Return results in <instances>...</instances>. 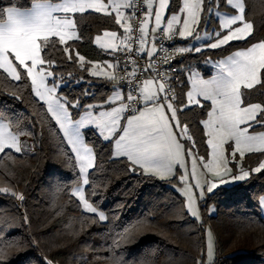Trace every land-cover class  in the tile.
Masks as SVG:
<instances>
[{
    "label": "snow or ice",
    "instance_id": "6c2138e0",
    "mask_svg": "<svg viewBox=\"0 0 264 264\" xmlns=\"http://www.w3.org/2000/svg\"><path fill=\"white\" fill-rule=\"evenodd\" d=\"M250 11V0H182V6L177 2L175 9L170 0H143V6L136 0H8L7 4L0 0V75L18 82V90L32 97L48 126L55 130L58 147L64 148L60 155L66 158L64 163L70 173L57 179H72L71 197L78 200V208L97 218L95 222L108 220L94 200L98 192L93 189L87 198L85 195L90 170L94 172L100 167L97 144L109 148L110 159L125 158L128 170L141 175L171 177L176 175L174 169L179 165L183 169L178 177L182 187L177 190L184 198L186 213L196 220L201 219L199 202L205 200L206 193L213 194L223 185L238 184L252 172L264 171V161L251 170L241 164L246 153H264V131H255L257 126L264 127V100L252 102L254 93L264 96V39H256L254 24L248 19ZM94 14L109 17L123 29L119 37L118 30L104 31L95 37V44L112 55L115 63L86 61L75 43L69 44L82 40L80 21ZM137 19L139 25L134 28L132 21ZM202 22L203 36L198 31ZM213 22L217 26L208 32ZM177 36L203 42L202 46L192 43L175 48V54L181 56L205 49L227 50L226 46L233 41H242L244 47L218 60L205 61L213 69L207 76L187 66L181 69L183 81L178 77L173 80L169 72L175 73L176 69L157 72L152 58L158 51L156 41ZM150 41L151 46L146 49ZM134 43L138 44L135 49ZM54 51L62 54L61 59L52 56ZM159 51L165 53L162 62L170 64L162 44ZM118 52L125 57L122 67ZM133 53L141 58L147 56V67H136ZM66 62L93 77L114 82L111 95L100 103L83 102L88 90L78 97L64 95L60 91L63 87L83 79L74 80L71 73L67 77L57 75ZM104 68L119 69L126 75L117 76ZM153 72L157 74L150 75ZM138 73L149 75L141 81ZM174 83H183L187 88L181 89L179 106ZM12 95L18 100L23 98ZM193 107L201 108L206 115L200 121L207 137L206 157L198 154L188 125L180 120L185 109L190 111ZM43 122L33 117L30 124L35 127ZM90 134L95 141L88 140ZM33 135L28 125H22L18 114L0 109V161L5 157L14 159L16 153L34 152V145L21 140L22 136ZM182 141L191 142L190 147L186 148ZM226 145L230 149L227 155ZM0 194L20 202L25 199L23 193L10 187H0ZM255 199L264 212V195ZM214 210L210 208L209 214ZM24 222H28L27 216ZM5 227L11 230L13 225L3 219L0 208V244L7 235ZM205 233V246L200 257L194 258V264H218L215 236L210 229ZM123 238L118 230L109 245L111 254L119 257L117 264H140L136 257L129 260L130 253L118 251ZM0 264H6L2 250ZM45 264L53 262L45 258Z\"/></svg>",
    "mask_w": 264,
    "mask_h": 264
},
{
    "label": "trees",
    "instance_id": "16d2710c",
    "mask_svg": "<svg viewBox=\"0 0 264 264\" xmlns=\"http://www.w3.org/2000/svg\"><path fill=\"white\" fill-rule=\"evenodd\" d=\"M177 2L180 4L181 0H170L173 9L177 8ZM2 3L7 4L8 0ZM250 7L248 19L254 24V35L257 40L264 39V0H250ZM80 26L82 40L69 44L75 43L86 61L109 58L106 51L93 43V37L104 30H116L118 25L107 16L94 14L80 21ZM242 47V41H233L226 46L227 50L187 53L181 63L193 58L196 64L197 60L217 58ZM52 56L59 60L62 54L54 51ZM69 73L74 80L83 79L63 87L60 91L64 95L78 97L88 90L89 95L82 97L85 103L102 102L108 97L112 82L93 77L69 62L58 69L57 75L67 77ZM177 77L183 81L181 70ZM17 83L0 75V109H11L21 118L22 125L29 126L34 135L22 136L21 140H27L35 150L0 161V187H10L25 196L20 202L8 194H0L3 219L13 225L11 230L4 228L7 235L0 244L6 264H45V258L53 264H117L119 257L111 254L109 245L118 230L124 235L118 251L130 253L129 260L136 257L140 264H194V258L200 257L205 246L206 222L215 236L218 264H264V216L255 199L264 194V171L252 172L243 182L221 186L213 194H207L200 205L203 221L198 222L186 213L184 198L173 186L174 178L130 172L125 158L110 159L109 148L97 144L100 167L94 172L90 170V185L85 186L86 198L93 189L98 192L94 200L108 217L106 222L97 223V218L78 208V200L71 197L72 179H57L70 176L64 163L66 158L60 155L64 148L58 147L55 130L48 126L39 106L27 92L18 90ZM173 86L179 106L181 89L187 88L183 83ZM13 93L21 95L22 100L15 99ZM260 100L264 96L254 93L252 102ZM33 117L44 122L31 127ZM204 117L201 108L193 107L190 111L185 109L180 120L188 125L198 154L206 156V136L200 123ZM88 140L95 141V137L90 134ZM263 156L264 153H246L241 164L250 168ZM209 204L215 210L207 215Z\"/></svg>",
    "mask_w": 264,
    "mask_h": 264
},
{
    "label": "built area",
    "instance_id": "2783aa9c",
    "mask_svg": "<svg viewBox=\"0 0 264 264\" xmlns=\"http://www.w3.org/2000/svg\"><path fill=\"white\" fill-rule=\"evenodd\" d=\"M136 2L139 5L143 6V0H136ZM132 23H133V27L134 28L138 27L139 19L132 21ZM138 34L139 33H135V35H138ZM177 42H178V36L176 38H174L173 40H162V41L158 40V41H156V46H157L158 51H157V54L152 58L154 60V62H155V66H156L157 72L163 73V72H169L170 68H175L176 69L175 73L169 72V74L173 76V80H175V78L178 75L179 64L181 63L182 60H184V58L187 55V53L184 54L183 56L175 54L174 49L177 48ZM161 44L163 45V47L165 49H167V55L169 56L170 64L162 62V58L165 55V53L159 51ZM132 47H133V49H135L136 47H138V44L134 43L132 45ZM116 55L121 57V67H122L123 66V61L125 59L124 54L118 52V53H116ZM132 58L136 60V65H135L136 67L141 68V69L147 67V65H148V57L147 56H144L143 58H141L139 56H136L133 53L132 54ZM111 59H112L113 63L116 62L112 55H111ZM131 69H132V65H129V71H131ZM113 72L117 76L126 75L125 72H123V71H121L119 69H115V70L113 69ZM156 74H157L156 72L150 73V75H152V76H155ZM138 75H140V74L138 73ZM147 75H149V74L140 75V80L143 81L146 78ZM124 83L126 85L127 82L125 81ZM170 83H173V81H170Z\"/></svg>",
    "mask_w": 264,
    "mask_h": 264
},
{
    "label": "rangeland",
    "instance_id": "374dc122",
    "mask_svg": "<svg viewBox=\"0 0 264 264\" xmlns=\"http://www.w3.org/2000/svg\"><path fill=\"white\" fill-rule=\"evenodd\" d=\"M182 3V2H181ZM182 5V4H181ZM149 26H150V28L152 27V24L151 23H149ZM217 25H216V23L215 22H213L212 23V25L210 26V27H208L207 28V31L208 32H211L212 31V28H215ZM104 31H106V30H104ZM107 31H109V30H107ZM198 31H199V34L201 35V36H203L204 34H205V27H204V24H203V22H202V24H201V26H200V28L198 29ZM103 32V31H102ZM103 34V33H102ZM102 34H99V35H102ZM97 36V35H96ZM95 35H94V37H93V43L95 44V37H96ZM190 40H192V38H189ZM197 43V45L198 46H202L203 45V42L201 41V42H195V41H193L192 40V43ZM96 45V44H95ZM96 46H98V45H96ZM239 49V48H238ZM238 49H235V50H232V51H230V52H233V51H236V50H238ZM230 52H228L227 54H225V55H223V56H220V57H217V58H205L204 60H197L196 62V64H199L200 66H201V69L199 68V67H197L198 65H196V64H194L195 63V61L193 60V58L192 59H190V63L191 64H193L192 65V68L193 69H195V70H198V71H200L202 74H205L204 72H207V74H210L212 71H213V69H212V67H211V65L210 64H205V61H207V60H212V61H215V60H218V59H220V58H222V57H224V56H227L228 54H230ZM193 54V53H192ZM105 60H108V58H106V59H104L103 61H105ZM96 62H102V61H94V63H96ZM90 66V65H89ZM207 74H205V76H207ZM97 78H103V77H97ZM190 86V85H189ZM97 103H100V102H97ZM255 103V102H254ZM206 118V115H205V117L203 118V119H205ZM202 119V120H203ZM252 130L250 129V132H251ZM255 131L258 133V132H261V131H264V129H255ZM206 139H207V137H206ZM183 143H185V146H186V148L187 147H190V145H191V142H187V141H182ZM225 148H226V155L228 154V151H230V149L228 148V145H226L225 146ZM210 151V150H209ZM200 155V154H199ZM201 156H203V155H201ZM206 157V156H205ZM237 159H239V156L237 155ZM262 161H264V156L255 164V165H253L252 167H250V168H245L246 170H251V169H253V168H255V167H257L258 165H259V163H261ZM190 167H191V164H190V160H189V169H190ZM235 171V170H234ZM183 172V169H180V170H178L177 172H176V175H173V177H171V178H174V183H173V186H174V188L177 190L179 187H182V185L179 183V179H178V177H179V174H181ZM230 185H232V184H229V185H223V186H230ZM85 187V186H84ZM178 191V190H177ZM180 194V193H179ZM206 195H207V193H206ZM262 195H264V194H262ZM205 198H206V196H205ZM201 202L202 201H200L199 202V207H200V205H201ZM212 207H214L212 204H209L207 207H206V214L207 215H210L209 214V209L210 208H212ZM99 209L100 210H102L100 207H99ZM261 212V211H260ZM214 213V211L211 213V214H213ZM261 214L264 216V212H261ZM200 216H201V219L200 220H197L198 222H202L203 221V216H202V212H201V208H200ZM195 219V218H194ZM203 229H204V241H206V233H205V230L206 229H210L211 231H212V229H211V227H210V225H209V223L208 222H206V223H204L203 224ZM217 258V254L215 253V259Z\"/></svg>",
    "mask_w": 264,
    "mask_h": 264
},
{
    "label": "crops",
    "instance_id": "0c3cea01",
    "mask_svg": "<svg viewBox=\"0 0 264 264\" xmlns=\"http://www.w3.org/2000/svg\"><path fill=\"white\" fill-rule=\"evenodd\" d=\"M181 2H182V0H181ZM182 3H180V6H182L181 5ZM125 15L127 16V15H129V13L127 12V11H125ZM166 15H167V13H166ZM150 23L152 24V22L150 21ZM118 28L116 29V30H118V37L123 33V29L122 28H120L119 26H117ZM150 27V26H149ZM116 30H109V31H116ZM107 31V30H106ZM104 32V31H103ZM103 32H101V33H98V34H96V35H99V34H102ZM95 35V36H96ZM117 43H119V39L117 40ZM194 43V42H193ZM190 44H192V40H190L189 38L187 39V40H184V39H181V38H179L178 37V42H177V47H180V46H185V45H190ZM150 46H151V41L149 42V44H146L145 45V48L147 49V48H150ZM98 48H99V46H97ZM103 50V49H102ZM103 51H105V50H103ZM190 54H192V53H190ZM194 54V53H193ZM109 55V54H108ZM105 61H108L109 63H113L112 62V59H111V55H109V58H108V60H105ZM105 61H102V62H96V63H99V64H101V65H103L104 64V62ZM193 64H191L190 62H185V63H180L179 64V70H181V69H183V68H185V67H187V66H192ZM104 70L105 71H112L113 72V69H108V68H104ZM113 83L114 82H112V87H113ZM111 92H112V88H111V91H110V93H109V95L108 96H110L111 95ZM181 168L179 167V165H177L176 166V169H174V171L175 172H177L178 170H180ZM157 177V176H156ZM171 177H173V176H171ZM171 177H166V178H163V179H170ZM158 178H160V177H158ZM161 179V178H160Z\"/></svg>",
    "mask_w": 264,
    "mask_h": 264
}]
</instances>
